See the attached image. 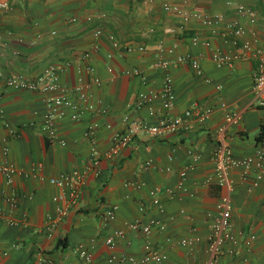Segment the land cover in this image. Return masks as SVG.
I'll return each instance as SVG.
<instances>
[{
    "label": "crops",
    "instance_id": "crops-1",
    "mask_svg": "<svg viewBox=\"0 0 264 264\" xmlns=\"http://www.w3.org/2000/svg\"><path fill=\"white\" fill-rule=\"evenodd\" d=\"M0 1L9 5L0 9V69L4 74L32 78L55 65L61 83L71 88L78 78L82 82L89 79L85 68L92 65L100 77L92 91L107 108L104 115L86 114L77 121L67 114L61 116L56 122V139L51 141L42 129L45 96L0 84V161L8 160L22 170L12 185H3L0 264H86L80 249L92 251L90 264H108L112 255L139 258L146 238L141 230L128 227L134 220L153 221L148 239L157 252L166 255L165 264H264V175L250 187L240 179L241 170L232 167L228 172L233 184L230 191L207 180L214 173L213 156L219 147L228 146L236 157L264 148V139L255 140L264 125V106L259 102L263 92L256 91L253 80L258 58L210 35L199 20L183 22L162 6L167 2L208 16L222 14L225 20L238 18L248 29L245 37L255 38L253 46L264 54V0H236L255 11L254 24L222 0ZM72 17L77 21L71 22ZM96 28L101 30L99 36L93 34ZM195 35L201 40L193 44ZM204 40L210 44L205 45ZM93 43L98 44L97 50ZM215 49L239 57L231 65H218L213 59ZM185 54L199 62L202 72L197 74L189 62L167 68L175 101L166 110L159 97L151 98L160 89L164 73L156 63ZM129 70L139 73H126ZM140 93L151 98L148 104L153 115L145 107L135 109ZM207 107L212 110L203 122L193 115L187 120L188 127L175 132L136 133L111 158L102 155L111 145V133L125 129V115L156 124L165 114L178 116L186 109ZM226 111L238 116L236 123L226 121ZM94 119L99 128L90 137L85 130ZM4 122L16 128V136L8 134ZM92 146L99 154L98 174L92 166ZM195 153L199 155L196 167L182 175L183 166ZM76 173L82 174V182H77V204L49 228L48 220L64 203L54 201L53 196L68 193L49 178ZM225 191L232 201V232L237 242L233 254L226 252L232 247L227 242L213 256L207 250L206 234L215 203ZM155 199L163 211L158 210ZM113 204L118 205L116 217L105 222L103 213ZM114 229L124 230L125 235L110 249L104 240ZM251 234L255 237L246 244ZM194 236L201 240L192 248L179 244V239ZM91 239L95 241L90 243ZM121 264L130 262L126 259Z\"/></svg>",
    "mask_w": 264,
    "mask_h": 264
},
{
    "label": "built area",
    "instance_id": "built-area-1",
    "mask_svg": "<svg viewBox=\"0 0 264 264\" xmlns=\"http://www.w3.org/2000/svg\"><path fill=\"white\" fill-rule=\"evenodd\" d=\"M151 2L152 0H146ZM226 6H234L235 11L240 17H244L248 20L250 24L256 22L255 11L244 4L236 2V0H222ZM163 8L167 11H173L177 13L183 22H187L190 19L199 20L205 27L209 29L210 35L219 37L224 43L229 44L233 47L240 48L243 51L250 52L254 57L258 58L256 68L253 73L254 87L256 91L263 92L260 94L259 102L264 106V54L260 48L254 47L255 38H246L245 35L248 29L243 25L240 19L235 18L231 20H225L222 14H217L214 16H208L199 11H187L178 6L170 5L167 2H163ZM9 5L6 1H0V9H8ZM87 19H90L88 17ZM77 18L72 17L71 22H76ZM94 36H99L101 30L96 28L94 30ZM113 38V37H112ZM201 39L198 35L191 38L193 44H196ZM205 45H209L208 40H204ZM114 46H118V43L114 41ZM92 47L97 50L99 48L97 43H93ZM139 49H143L140 47ZM130 50V48H127ZM168 52H172L169 49ZM88 52L83 54L84 58H87ZM239 57L238 53H225L219 49H215L213 52V59L218 65H231L232 62ZM189 62L193 70L200 74L202 72L199 62L192 58L190 55H179L174 60L160 59L157 61L156 65L160 69L164 70L163 79L160 89L152 94V97H159L162 102L164 109H169L173 106L175 101V93L173 87V80L171 75L166 71L167 68L172 64ZM86 71L89 74V79L82 82L81 78H78V84L74 87H67L63 85L60 81L59 68L55 65H49L40 74L35 77H27L24 75L17 76H7L0 69V84L5 89H16V90H27L32 92H39L45 96V101L47 104V111L43 116L42 129L49 138L53 141L56 139L57 127L56 122L61 116L67 114L71 120H80L86 114L104 115L107 113V108L103 105L100 99H96L92 91L93 85H98L100 83V77L96 74L95 69L92 65L86 66ZM126 73L138 74L137 70H129ZM151 98L144 93H140L137 97L135 109H140L145 107L149 115L154 114L153 108L148 104ZM99 105V107H97ZM69 112H65V109ZM212 108L207 107L205 109L191 108L186 109L182 115L169 116L165 114L162 116L156 124H151L148 122H143L139 119L129 118L127 115L122 117V122L125 125L123 131H113L111 133V145L110 147L102 153L106 158H111L113 154L117 153L121 148L128 145L132 137L136 133H143L151 136L175 132L180 128H186L189 125L187 120L195 115L197 119L201 122L205 121L211 112ZM3 115V109L1 105V94H0V116ZM225 119L227 122L236 123L238 116L230 111L225 112ZM4 126L8 131L10 136H16L18 131L9 122H4ZM106 128H111L110 123L105 124ZM97 128H99V122L97 120H91L88 122L85 134L87 136L93 137L96 133ZM64 144V143H62ZM7 148H4V153H6ZM92 152L94 154L92 166L95 168V174L99 173L97 169L99 163V154L95 146H92ZM199 159L197 153L193 154L192 161L185 164L181 170V174H185L193 170ZM215 169L212 176L207 178L208 181L214 180L221 187L226 188L230 191L233 187L232 180L228 177L229 169L232 167L239 168L240 179L249 183L250 187L257 185L258 181L264 175V148L258 147L254 153L243 156H234L232 150L228 146L219 147L213 156ZM22 173L16 165L8 160L0 161V200L5 197V190L3 185L10 186L13 183V178L16 174ZM49 182L60 188H67L68 193L58 194L53 196L54 201L63 200V205L57 207V215L48 220V227L52 228L58 221L67 214L70 206H76L79 189L77 182H82V174H64L58 178H49ZM155 191L152 190L150 193L153 194ZM157 204L158 210L163 211V207L158 202L157 199L154 200ZM118 209L117 204L110 205L107 210L103 213V219L105 222H109L115 219L116 212ZM2 215L0 213V219ZM232 201L228 192H223L218 197L214 213L212 214L211 227L206 234L207 240V250L213 255L217 256L223 251V246L230 242L232 244L231 248H228L226 252L228 254H233V245L237 242L236 237L232 232ZM152 222L142 223L140 220H134L128 223V227L132 230H141L144 234L146 241L144 244V253L139 258L133 257H117L112 255L108 258V264H121L122 262L129 261L130 264H165L166 255L157 252L154 248L148 236L151 233ZM156 223V222H155ZM159 229H163V225L158 222ZM125 235L124 230L114 229L109 235L105 237V244L110 248H114L118 238H123ZM254 235L251 234L246 240V244L254 239ZM201 240L200 236H194L190 238L179 239V244L192 248ZM95 240L91 239L90 243ZM79 256L84 260L86 264H90L93 254L90 249H80ZM41 263V261H39Z\"/></svg>",
    "mask_w": 264,
    "mask_h": 264
},
{
    "label": "trees",
    "instance_id": "trees-1",
    "mask_svg": "<svg viewBox=\"0 0 264 264\" xmlns=\"http://www.w3.org/2000/svg\"><path fill=\"white\" fill-rule=\"evenodd\" d=\"M263 139H264V125L261 126L260 131L258 132V134L255 137V140L258 142L263 140ZM59 244H60V240L57 241L56 246H58Z\"/></svg>",
    "mask_w": 264,
    "mask_h": 264
}]
</instances>
